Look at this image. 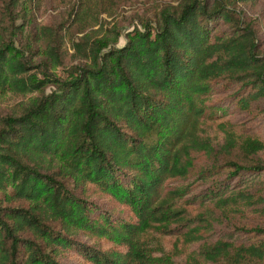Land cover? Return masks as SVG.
Returning <instances> with one entry per match:
<instances>
[{
	"label": "trees",
	"instance_id": "16d2710c",
	"mask_svg": "<svg viewBox=\"0 0 264 264\" xmlns=\"http://www.w3.org/2000/svg\"><path fill=\"white\" fill-rule=\"evenodd\" d=\"M20 1L2 6L11 29ZM62 26L37 30V53L0 38V88L55 86L0 117V192L27 202L0 201V264H63L72 254L79 264H171L142 247L149 232L198 242L190 264H264L262 227L234 225L259 237L250 243L208 240L231 212L264 213V142L207 122L215 83L237 85L241 108L264 99L261 23L221 1L183 0L120 47L87 35L68 46Z\"/></svg>",
	"mask_w": 264,
	"mask_h": 264
},
{
	"label": "rangeland",
	"instance_id": "374dc122",
	"mask_svg": "<svg viewBox=\"0 0 264 264\" xmlns=\"http://www.w3.org/2000/svg\"><path fill=\"white\" fill-rule=\"evenodd\" d=\"M23 1V2H22ZM183 0H21L23 4L18 3L19 15L23 17H14L15 28H10V19L7 18L2 6L4 0H0V38L6 41H14V45L25 51V54L31 52H40L41 47L36 39V32L41 26H62L65 42L68 46L79 40L82 35H87L89 39L100 40L104 49L124 45L131 35L136 31L145 29L153 30L155 22L159 16L160 10L166 7H174ZM209 5L221 1L237 14L255 19L261 23V50L264 52V0H205ZM25 7V9H23ZM22 25L21 28H17ZM260 26V24H259ZM225 26L219 23L216 31H223ZM73 52V50H70ZM37 59V57H35ZM36 61V60H34ZM74 59L72 64L79 62ZM51 71L57 76L67 78V70L63 67H55ZM34 73L32 79L39 81L43 79L41 73L36 69L30 71ZM238 86L225 82H218L213 85L210 99L208 100L211 117L207 122L227 121L232 124L237 133L241 136H249L260 139L264 142V113H259L260 108L264 107V99H261L253 105L251 110L241 108L236 103L234 92ZM55 86L49 81L43 82L38 91L27 94H20L10 91L8 88H0V117L15 113L20 102H25L32 97L46 95L53 91ZM208 116V117H210ZM219 118L217 120L216 118ZM264 159V153L260 154ZM61 164L58 158H55L51 164V170ZM10 187L6 188L9 194ZM0 201L2 205L9 206H27V202L21 199H7L0 192ZM229 221L226 219L210 234V242L219 238L227 239L232 237L235 243H250L256 241L259 237L251 233H244L234 229L236 227H262L264 228V213L252 209L240 208L238 211L230 213ZM73 239L80 243L91 244V240L81 233L73 235ZM104 244V242H102ZM141 244L149 253L158 257L167 254L172 258L171 264H190L187 262V253L198 246V242L188 246L180 245V240L176 241V236L149 232L141 237ZM63 264H79V259L74 254L67 257H60Z\"/></svg>",
	"mask_w": 264,
	"mask_h": 264
}]
</instances>
